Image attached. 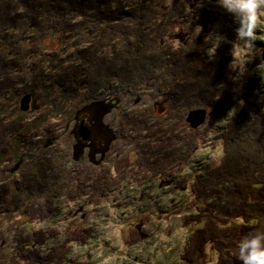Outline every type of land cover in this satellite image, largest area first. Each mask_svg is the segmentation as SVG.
I'll list each match as a JSON object with an SVG mask.
<instances>
[{"label": "rangeland", "instance_id": "1", "mask_svg": "<svg viewBox=\"0 0 264 264\" xmlns=\"http://www.w3.org/2000/svg\"><path fill=\"white\" fill-rule=\"evenodd\" d=\"M78 1L88 6L82 3L84 8L69 12L65 4H54L56 0H13L3 15L0 254L15 256L20 234L24 237L31 230L48 232V240L40 247L46 254L67 243L71 231L90 229L86 245L67 243L71 253L64 264H172L200 227L188 223L204 206L191 192V184L196 174H207L220 164V133L230 121L232 109L218 116L215 107L195 108L206 110L207 117L200 127L191 129L186 117L195 109L179 105L172 110L170 98L164 92L155 94L152 88L141 89L135 96L120 91L89 101L86 87L91 69L112 59L129 64L132 55L128 52L134 55L141 46L137 39L150 35L179 10L186 18L172 17L161 45L175 51L191 45L229 87L225 92L232 99L254 86L260 101L264 93V26L257 32L255 43L262 49L257 55L237 41L239 25L232 16L226 34L205 28L201 14L217 13L216 0ZM46 2L59 12L54 28L51 9L32 14L31 5L45 6ZM145 12L150 23L139 21ZM215 35L223 37L219 47ZM28 93L32 95L30 109L23 112L20 101ZM83 119L93 133L86 143L77 136ZM143 124H148L150 134L142 130ZM171 133L193 135L192 155L172 168L158 165L154 172L140 166L141 159L150 157L147 146L158 150L168 145L163 140ZM172 140L176 148L181 145ZM90 166L95 168L88 170ZM88 174L92 181L107 182L110 190L99 195L87 189L91 194L75 201L68 199L64 187L62 193L54 194L66 179L83 183ZM99 174L103 179H97ZM42 214L43 220H34ZM243 225L241 220H232L227 227L238 230ZM206 254L207 264H215L217 253L210 245Z\"/></svg>", "mask_w": 264, "mask_h": 264}, {"label": "trees", "instance_id": "2", "mask_svg": "<svg viewBox=\"0 0 264 264\" xmlns=\"http://www.w3.org/2000/svg\"><path fill=\"white\" fill-rule=\"evenodd\" d=\"M10 1L13 0H0V28ZM56 1L54 4L58 7L65 4L69 12L79 11L88 6L82 2L83 6L78 0ZM49 3L37 7L31 5V10L33 14L34 10L43 13L51 9L49 18L54 28L57 26L54 19L60 16L56 11L57 7ZM139 16L141 23L152 21L149 13H141ZM176 16V19L182 21L186 18L180 15L179 10L175 11L166 19L167 23L154 28L150 35L137 39L141 46L134 55L131 51L128 52L132 55L128 60L129 64L112 59L94 65L91 69V81L86 87V99L92 101L98 96H114L121 94L120 91L124 95L135 96L141 89L152 88L157 91L155 94L164 92V95L170 98L172 110L177 109L179 105L182 109L208 106L215 107L220 112H216L217 115L223 116V110L232 109V117L220 133L223 145L220 164L207 174H196L191 184V192L204 202V206L188 219V223L200 227L189 237L180 259L172 264H207L208 245L217 253L215 264H240L236 258L237 241L249 231L256 228L264 229V93L260 101H257L254 95L255 87L251 86L240 98L232 99L225 92L229 87H225L222 80L219 81L211 64H207L202 56L193 52L191 45L182 46L176 51L161 45L160 42L166 37L172 17ZM231 16L218 7L217 13L212 15L203 13L201 19L206 21L205 28L210 26L215 33L226 34L232 23ZM54 30L56 29H52ZM200 40L198 39V42ZM193 42L196 43L197 39H193ZM145 129L148 134L150 132L148 124L142 125V130ZM170 137L168 140L162 139L164 142L168 141V145L158 150H151L147 146L152 162L149 159L145 161L141 159L139 165L143 164L148 171L154 172L158 165L164 169L172 168L176 162L180 165L187 160L193 153L191 143L196 142L193 135L190 133L180 136L171 133ZM172 139H177L181 145L176 148ZM94 168L90 166L88 170ZM89 174L83 183H73L72 178L66 179L59 188H54L55 190L58 188L54 194L62 193L61 188L64 187L68 199L75 201L82 196H88L90 192L87 189L99 195L110 190L107 182L92 181ZM99 175L97 179L100 180L103 175L100 177ZM51 200L48 201V207ZM43 219L42 214L41 218L34 220ZM232 220H241L244 225L238 230H231L227 226ZM70 230L68 228V232ZM91 234L90 229L74 233L71 231L67 243L86 245ZM48 238V232L43 231L31 230L24 237L20 234L18 239L20 247L16 250L15 256L0 254V264H64L71 253V247L63 243L43 254L40 247Z\"/></svg>", "mask_w": 264, "mask_h": 264}, {"label": "clouds", "instance_id": "3", "mask_svg": "<svg viewBox=\"0 0 264 264\" xmlns=\"http://www.w3.org/2000/svg\"><path fill=\"white\" fill-rule=\"evenodd\" d=\"M216 3L239 25L235 32L241 46L258 55L262 49L258 50L255 42L258 29L264 26V0H216ZM215 38L219 47L223 37L215 35ZM235 247L240 264H264V229L256 228L242 235Z\"/></svg>", "mask_w": 264, "mask_h": 264}, {"label": "water", "instance_id": "4", "mask_svg": "<svg viewBox=\"0 0 264 264\" xmlns=\"http://www.w3.org/2000/svg\"><path fill=\"white\" fill-rule=\"evenodd\" d=\"M263 61H264V53H263ZM31 101H32V95L29 93L25 94L20 101V109L23 112L29 111ZM206 117H207L206 110L195 109L188 112L186 117V122L189 124L191 129H197L205 122ZM77 136L82 141L88 142L92 140L93 133L91 129H89L85 125H81L77 131Z\"/></svg>", "mask_w": 264, "mask_h": 264}, {"label": "flooded vegetation", "instance_id": "5", "mask_svg": "<svg viewBox=\"0 0 264 264\" xmlns=\"http://www.w3.org/2000/svg\"><path fill=\"white\" fill-rule=\"evenodd\" d=\"M81 125H85L86 127H88L89 129H91L88 125H87V122H86V120L85 119H83L81 122H80V126ZM80 128V127H79ZM81 140V139H80ZM82 141V140H81ZM84 142V141H83ZM88 142H90V141H88ZM86 143V142H85Z\"/></svg>", "mask_w": 264, "mask_h": 264}]
</instances>
